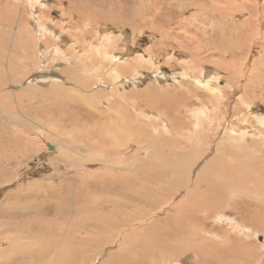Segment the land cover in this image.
I'll return each instance as SVG.
<instances>
[{"label": "rangeland", "instance_id": "1", "mask_svg": "<svg viewBox=\"0 0 264 264\" xmlns=\"http://www.w3.org/2000/svg\"><path fill=\"white\" fill-rule=\"evenodd\" d=\"M151 1H152L151 4H153V2H155L156 0H151ZM227 1L170 0L168 4L164 0H159L158 3L168 4L171 6V10L167 12L166 8L160 9V7L158 6L150 7L147 0H17V2L16 0H0V30L5 31V29H2V27H4L10 31V32H6L10 36L9 38L6 39L7 41L5 40L6 34L4 36L0 35V51L5 50L7 55L9 53V56L15 55V57H18V59L20 58V61L24 63V67L27 68L28 70L27 72H30L29 75H13V76L8 75L7 71L9 70L7 64L5 62L0 61V88L2 87L3 88L2 90L4 92L10 94L7 100L12 99V104H10V106L0 104V132L7 134L6 129L8 127H12V125L7 122L9 120L6 119V114H10L11 119H15V121L18 120V122L22 125H24L25 123L24 121L30 122L33 125V127L30 126L29 128V126L27 127L25 125L24 126L27 128L28 133L30 134L31 132V136H33L36 139L33 146V149L35 148L36 151L30 150L29 146L26 147V150L22 151L18 156V158L21 160H18L17 164L14 162L4 164V168H6L5 171L7 170L9 171L8 175L5 176V173L0 174V204L3 202L6 194L14 190L16 194H18V196L12 197L10 202L17 206H21L19 205L21 203L22 205H25L28 208V210L24 213L19 214L17 211L18 214L15 213L8 215L9 219L12 216V220H18V221L20 220L22 223L21 225L19 224V226L21 227L18 226V228L7 230V232L3 235L0 234L1 249L10 250L13 254L16 255L21 254V252L24 253L20 259V263L23 264L31 260L32 254L29 253L28 250H31L33 247H45L44 256L49 255V258H52V260H50L52 264H59V262L56 259H54L56 253H54L53 251L60 252L62 248L65 247H67L72 251H74L75 249L78 250L79 247L82 248V246L78 244V241L79 239H82L85 235H88L89 233L97 234V232L99 231L108 232V233L110 232V230L103 229L101 227L97 228L96 223L93 222L95 221V214L98 215L99 213V215L101 216L103 215L102 217H107L109 219H113L112 217L110 218L109 216L112 213L114 214V217L117 218L120 217V215L122 217V216H126V214L129 215V214H133L132 212L134 213L137 212L136 218L138 219L146 213L155 214V212H158L159 215H162V217H168V215H170V210L168 209L167 205L162 204L165 201H167L169 197H171V191L168 190L170 193L166 191L168 187L167 184L171 185L174 183L172 177L173 175L176 174V171L168 168L170 167L169 165L170 155H168V147L170 146V143L175 142L179 155L180 156L183 155V157L187 159L186 162H189L188 158L190 157L189 151L191 149V146L188 144V142H192L202 147V143H198V142L206 134L203 133L204 129L206 130L207 127L211 126V128H208V130H211L208 132V135L212 137V135H217L216 126H220V124L223 123V120L213 123L210 119L209 121H205L203 119L204 124L202 126L203 129L201 130V129H193L192 127H194V125L191 127L187 125H183L182 120L185 117H180L177 119V121L174 122L171 121L173 120L172 118H175L173 116L172 108H175L180 105L179 100L180 98L184 97L183 94L185 93V92L177 93V91L180 88H183L189 94V98L192 101H194L198 98V95L194 94V89L196 88L199 89L203 88L211 96L214 95V91H215L214 87L215 88L218 87L220 90L226 88V92L228 93V98L225 101L223 100L220 101V103L216 106L220 105L221 110L223 111L224 109L225 113L229 114L230 117L232 113L231 112L229 113V111L225 109L227 108L226 105L230 106V108L232 109L233 106L242 97L245 96V93L249 91V86L246 85V81L241 79L242 76L248 73V78L250 77V75H260L261 78H264V20H263L264 18H262L261 15L259 16L260 12L262 13V15H264V0H232V1L227 0ZM231 2L232 3L234 2L236 6H238L239 4V6L236 7L232 5ZM83 4H87V5L90 4L92 6L91 9H88V11H90L91 13V14L89 13V15L92 16L88 15L87 19L82 17L83 11L81 10V8L83 7L81 5ZM137 6L140 7V10H138ZM196 6L198 7V13L197 15L195 16L193 15V17H191V14L192 12H194V9L189 7H196ZM95 7L96 8L102 7L101 8L102 11L105 10L109 11L111 9L110 13H112L114 18L117 17L119 20H121L122 27L119 28V25L111 24L112 22L109 21L106 22L103 19L104 17L102 16H100L101 18H99V23L96 24L93 23L92 17L94 15ZM134 8L136 9V11H140V12L143 10V13H146L147 10L148 13L146 15H143L140 20H137L136 18V22H129L127 17L120 18L121 15L131 16V13L129 12H131ZM172 8L176 11V13L172 11ZM240 8H242V10ZM251 8L255 9L253 11V14L250 10ZM235 11L237 13L235 14L236 20L234 22L236 23V26L238 28V30L235 32L240 33V35L237 37L238 40H236V37L232 35V31H229L231 26L230 14L235 13ZM257 11H259V14L256 13ZM80 14L81 16H79ZM80 17H82V19H80ZM162 19H164L163 22ZM195 20H197V22L194 23L196 25L194 27L192 26L191 22ZM243 21H247L249 23L253 22L255 23V26L254 27L250 26L246 30L245 28L240 27L238 25ZM51 22H53L54 24ZM184 22L186 23L185 25ZM69 26L74 28L72 30L73 32H75V35L76 34H78V36L83 35L80 38L81 43L78 42L79 46L77 45L76 42H73L70 45L73 46L75 49V52L73 53V57L77 58V62L79 61L82 64L87 63L86 67H88V70L87 68H85V70L82 72V76L84 75L112 76L111 81L109 83L107 81H103L102 83H99L95 87L87 89L82 93L89 94V96H92L91 94L97 91L99 93L102 102L106 100L108 103H111V107L109 109H115L116 102L130 103V107L136 109V129H137L136 140H134L135 136L132 131L134 124L129 123L130 126V128H128L129 138L128 139L126 138L124 141L125 144L124 149H127L128 148L127 146H129L131 149L136 148L135 149L136 153L132 152L131 154H127L126 159L125 160L123 159L124 162L123 164L125 166V169L124 167L121 168H123L126 172L124 171V175L122 176L121 174L115 175V173H113L114 175H112V173L111 175L110 173H108L107 176L105 175V173L104 174L97 173L96 175H93L94 176L93 177V176H89V173H86L84 175L81 172H77L71 169V164L74 162L76 156L78 157L80 156L81 159L82 155L84 154L83 152H81V153L73 154L72 163H70L67 166L63 164V168L61 171L62 172L65 171V173L61 175L62 178L58 176L59 181H57V183H55L56 181L54 180H51L49 182L43 180L44 178L48 177L50 174L51 175L54 174L51 173L52 165L50 164V160L51 157H53V155L59 151V148L56 147V145L60 141V138L56 137L50 141L47 140V138H45L46 136L45 137L43 136L41 137L42 139H39L37 138L38 137L37 133L41 134V132L42 133L47 132V131L45 132L46 130L45 128H42L44 123L49 125L47 130L49 129L50 126L58 125L55 121L54 124H52L53 123L52 120H54L57 116L60 115V112L58 111L59 108L56 109V116H54L50 121L46 122V120L44 119V117L46 116H44V114L39 111V107L36 105V102H30V103L27 102L26 104H18L15 98V93H19L27 87L31 89H27L24 91H28V90L30 91L35 88L36 92L38 93L45 82L43 80V77L50 79H52L53 77V80L59 81L64 86L72 87L71 86L72 84L65 82L64 77L60 74L61 69H65V67H68L69 65L71 66V62H68V58L64 59V62L61 63L62 66H58L57 68L54 67L53 65H59V60L57 61L50 60V58L53 59V57H57L60 55L67 56L69 58H71L72 56L70 57L67 53L64 52L67 50V48L65 45L63 46L61 45V41L54 42L47 37V36H51L48 35L49 32L54 31L55 34H59L58 33L59 28L63 30L62 29L63 27L70 28ZM47 28L50 29L51 31H49ZM44 30H46L47 33H45ZM21 32L24 33L21 35ZM35 33L36 36L47 34L46 36L39 37L43 42L47 44L40 43L38 40H36V36L34 35ZM217 33H218V37H220L218 38L219 41L213 42V40L215 39V35ZM206 36H208V39ZM66 39L68 41V39L72 40L74 38L66 37ZM9 40L11 42V47H7L6 45ZM13 40H15V42H17L18 40L16 46H14ZM192 40H194L195 42L194 41L192 42ZM201 40L204 43H201ZM209 41H212L211 45L208 44ZM183 43L186 47L182 46ZM193 44H195V47L198 49L197 51L193 49L194 48ZM232 44L236 47V49H239L240 52L237 56H239V58H242V61L236 63L235 65L233 62L229 70L230 71L236 70V72L238 73L230 74L231 78L227 79L228 76L224 75L221 71H219V73L216 74L213 71L216 72L217 67L221 66L219 65L220 63L226 65L227 62L224 60H229L228 62L231 63L232 59L230 55H227V53H225V50H229V48H233ZM18 46H20V48ZM180 46H182V48ZM226 46H228V48ZM44 48L49 49V51L44 50ZM18 49L20 51L16 52V50ZM209 51L211 52L209 53ZM185 52H188L189 58H191L193 55H195L196 57L200 56L201 58H203L201 59L200 67L205 69L207 68V70H204V72L207 74L202 75L201 73L200 74L201 76H199L198 78H194L193 74L191 75L184 74V70L182 69V67L189 66V61H190L189 58H187V56L185 55ZM73 57L71 59H73ZM215 59H217V61ZM124 66L131 67L132 71L130 72ZM190 71H192V69H190ZM156 73L158 74L164 73L165 79L162 82H158V80L153 78V76L156 75ZM51 74H55V75H51ZM117 76H123V77L117 78ZM12 77H13V82L11 83ZM251 79H252L251 85L256 86V88L254 87L255 90L257 89L258 86L261 85L260 83L264 84V79L258 80V84L254 81L252 77ZM204 81L210 84L211 89L205 86V84L207 83L204 84L203 83ZM219 82H220V86H217ZM224 82L225 84H223ZM149 84H151L150 86L154 85L156 88H159L161 86L163 89H168L167 90L168 93H166L167 97L165 95L159 96L160 95L159 93L152 92ZM156 84L160 86H157ZM107 85H109L110 87ZM148 86L150 88L146 89ZM110 88H111V93L113 94V98H110L102 91V90H106V92H109ZM71 90L73 91L76 89L72 87ZM146 90H150L152 93L145 92ZM49 96L53 97L52 94H50ZM146 96L147 98H145ZM259 96L262 97V93L261 95L259 94L258 97ZM255 98H256L255 101L251 100L253 103H249V102L247 103L249 106L243 103L244 98H242V102L239 101L238 103L239 106L241 107V110L244 113L243 115L244 118L250 119L249 127L250 128L259 127V129H264V122H259V121H264V104L262 103V101L258 100L259 98L258 99L257 97ZM34 104L36 105L35 116H34L35 123H33L30 120V117L32 115L31 113L32 105ZM153 105L155 108L153 107ZM19 106H21L25 110L20 111ZM185 106L188 107L189 105H185ZM74 108L75 107H71L70 110H73ZM77 111L80 112V109H77ZM14 112L16 114H14ZM234 114H236L235 109H234ZM199 115L201 116V113H199ZM15 116L20 118V120ZM148 116H151L152 118ZM143 117L146 118L144 119ZM186 118H191L190 124H194L195 119H198L200 117L194 114L192 115L187 114ZM69 119L71 122H76L78 118L76 116H71ZM148 123L152 124L153 127L151 128V126L148 125ZM233 123H236V121H234ZM165 126H167L168 128H166ZM148 127L151 128L152 131L150 130V132L152 133V135L154 133L155 136H150V135L148 137L146 136L149 130ZM179 128L184 129L185 131H181ZM159 129H161V131H159ZM218 129H221V126L218 127ZM86 132L87 131L85 130L83 131L79 129L78 136L77 138L74 139L75 143L85 144V145L88 144L89 139L87 138L88 137L91 138L92 132L89 131L87 134ZM263 134L264 133H262V135ZM138 135L139 137H137ZM220 135H222L221 132ZM178 136L181 137L179 138ZM245 136H247L246 138H253L252 130H247ZM155 137H158L160 139L159 141H157L158 143L155 142ZM211 139H212L211 145L212 148L214 149V153L219 152L220 148L215 145L216 142L214 140L217 139L218 141H220L221 139H218L217 137L216 138L212 137ZM8 140L9 138L7 140L3 139L4 145L6 146L7 149H9L8 145H10L9 143H7ZM147 140L149 141L147 142ZM22 142L24 141H21V143L17 145L12 139V144L15 146L14 150L16 151V153L18 152V147L19 146L21 147L23 145ZM134 142L136 143V147ZM39 143L40 145H44V147L36 148ZM262 149L263 152L261 151V153L251 152L254 155V158L252 156L248 158V155H245V153L240 156L241 161H244L248 158V160L251 159L254 160L253 162L256 161L257 163H255L253 169H245L241 171L243 175L237 178L238 182H233L236 183V185L239 188L234 187V184H232L231 186V180L227 182L226 181L221 182L223 188L229 187L231 189V192L233 189L236 191V193H232V196L235 198H231V200H232V204L239 205V206H235V205L233 206L237 208L236 210L240 212V215L235 216L234 214L228 215L226 213L225 215L226 218L218 217L219 214H221L222 212L224 211L229 212L231 210L227 205H223L219 209L220 212L218 213L217 218L214 215L216 212H214L213 210L210 213L205 214L208 221L206 220L204 230L200 229L202 230L201 231L202 235L209 238H213L215 236L213 239L216 242L212 241L213 246L219 244L217 245V247H220L221 245L223 251L225 252L217 251L218 257L212 258V256L205 251V248L208 245L204 244L202 246L203 252L201 250L200 245L198 244L194 246V249L197 250L198 252H193L186 249L185 244L188 243L190 247L192 246V241H193L192 236L191 235L188 236L189 234L188 232L191 230V226L189 225L190 230L189 231L185 230V232H187L186 238L178 237L173 239L177 247L182 249L181 252H183V256L180 259L184 261L183 264H186V262L187 263L189 262L188 264H197V263L215 264L217 262H222L223 260H226L228 264L229 262L230 264H259L258 262L261 259V257L262 258L264 257V209H263L264 208V162H263L264 147H262ZM209 150L210 148L208 147L206 152H208ZM148 154L154 155L157 160L155 161L151 160L150 157L148 158L147 156ZM97 155L105 156L107 154L102 152V149H100V152H98ZM167 155L169 157H167ZM212 155L213 152H210V154L203 156L201 159L197 160L195 166H190V171L191 172L202 171V166L206 165L207 161L210 160V157H212ZM117 157L118 156L115 155L107 156L106 160L115 161ZM75 161L77 162V159ZM100 162L101 161H97L95 163L89 164L88 168L96 169L99 166ZM132 163L133 165H131ZM148 163L150 166L148 165ZM158 163L161 165H158ZM216 163L218 164V162ZM150 167H152L153 169ZM157 172L160 174H158ZM70 173L72 175H70ZM163 173L165 174L163 175ZM127 174L128 176L126 178ZM133 174H136L135 175L136 192L142 189L143 193H145L146 196L152 197V203H149V201H142V200L141 201L139 200L138 202V199H136L137 201H134L131 198H126L125 201L124 198L120 196L121 194L118 192H115L117 195L114 192L113 194H110L112 189H109L110 182L108 180H110L112 177L119 178L120 182L118 183L119 185H117V188L120 192V190L125 185H127L126 183H128L127 182L128 178L132 177ZM148 174L151 176L149 177ZM234 174H235L234 176L237 177L239 172ZM81 176L85 177V179L87 180L86 188L89 190L91 189L90 191L92 192V194L93 195L95 194L94 195V197L96 198V199L94 198L95 202L98 199L102 198L101 201H103V204L101 207L102 210L100 209V212L93 213L92 218H90L87 214L82 212L80 215L76 217L79 218V220H77L76 218L74 219L73 209L75 208V206H78L79 204L77 203L78 200L76 201V198H78L77 191H78V186L80 184L79 178ZM8 179L12 181L10 183L8 182L7 184L6 183L2 184L4 181H8ZM181 179L182 177L180 175L178 177V180L180 181ZM37 180L40 181L38 182ZM160 180H162V182L164 180V182L162 183L160 182ZM157 181L160 182L159 183L160 185L157 183ZM144 182L146 185L142 184ZM36 184L44 187H40V188L39 186L36 187L37 186ZM28 185H30V187ZM32 185L34 188H32ZM52 185L57 186L58 189L60 188L59 191L53 192L51 190ZM102 186H104L105 188ZM203 187H201L200 190L196 192L195 194L196 196H199L201 194ZM162 188L163 189L166 188L164 189L165 191ZM35 189H41L39 191H42L43 193L41 192L40 195V192L38 190L35 191ZM58 189L55 188V190ZM31 191L34 192L35 195L34 198L36 200L33 198V196L24 195V193L26 194L27 192L29 194L32 193ZM182 193H183L182 191L179 192L178 198L183 195ZM103 194H105L107 197ZM216 194L218 196L220 195V193H217V191L205 192L202 204L205 206L213 205L214 202H217L214 200H217V198H219L217 197L215 199ZM224 194L226 198L231 195V193L228 191H225ZM196 196L192 198L195 200ZM239 196L245 197L246 199L238 198ZM103 198H105V200ZM118 199L119 201L120 200L122 201L119 202ZM187 200L188 199L185 197L181 199V203L185 204L190 202ZM114 201L115 204L117 202L119 203V205L118 203L116 205H118V207L120 206V208H118L114 204ZM243 201L247 202L248 205H245ZM107 203H108V207L111 210L108 207H105ZM56 206H58L59 209L55 210ZM112 206H114L115 208ZM160 206L163 207V211L159 210L161 208ZM30 207L33 208L30 209ZM122 207H124L125 209ZM41 208H46V209H41ZM37 209H39V215H37V211H36ZM49 209L52 210L50 211ZM114 209L117 210L115 211ZM189 209H182L177 211L178 213L179 212L182 213V214L179 213V216L180 217L182 216L181 218L178 217L179 220L181 219L180 221H188V218L192 215L193 216L200 215V217L204 215L199 211L192 214V212H188ZM44 211L48 212V214L44 213ZM127 211L130 213H128ZM185 213H187L186 216ZM244 213H247L248 215ZM65 214L66 217H63V215ZM99 215L96 216V218L101 217ZM35 217L36 219H31L32 221L30 222L38 223L39 226H41L39 229L40 231H42V233H40L39 229L36 230L37 228H35L32 232L30 231V233L25 232V234H22L21 231L24 232L25 230L24 226L26 224L27 225L30 224L29 221H24V220L27 218H35ZM145 217L147 218V215H145ZM82 218H84L86 222ZM6 220L7 219L2 216L0 218V226H2L3 221ZM81 220L84 221L82 222L83 224H81ZM154 221L156 222L154 223ZM154 221L148 224L142 223L136 225V231L138 232V234L140 236L144 234L147 235L149 233L151 234L153 229L152 225L157 224L159 228H162L164 226L163 224H165V223H161L162 221L159 220V218ZM236 221H239L240 223L242 221H245V223H247L245 225L247 229L249 228L255 230V228H258L257 226L260 227V224L263 226V228L262 229L260 228V231L256 229L255 233L252 231L247 232L243 230L244 225H241L242 223L238 224V222ZM136 223H140V222H136ZM61 225L63 228L61 227ZM22 227L24 229H22ZM44 227L46 229H44ZM59 227H61L62 229ZM58 228L59 231L54 230ZM90 228H92V230H90ZM115 228L117 227H114L113 229ZM209 228H210V234L207 232V229ZM88 229L90 230V232ZM154 234L156 233L154 232ZM162 237H163L162 234H156L150 239L146 238V240L150 242L151 246L148 249H145L141 252H136V264H140L139 262H142L144 260L150 262L152 257L159 258V254L165 252L163 246L161 248H156L154 245V243L155 244L157 243L156 239L157 238L161 239ZM66 238H69L70 240L67 239V241L64 242ZM224 238L226 239L225 241L222 240ZM10 239L12 240L11 242H9ZM176 239L178 241H176ZM241 241L243 243V247L240 249L238 244L241 243ZM169 243H171V240H169ZM105 247H103V249L101 250L102 251L100 252L101 254L100 253L96 254L95 248H90V247L84 248L85 250L89 251L88 252L89 254H95V257L93 258V260L95 261L91 264H100L103 260H105L108 257L110 252L116 250L117 248V246L114 245L113 243H111V245L107 244ZM92 249L94 252H92ZM176 252H178V249H176ZM146 255L150 256V258L146 259L145 258ZM256 255L259 256L257 257V260L254 259ZM39 261L40 264H45V260H39ZM168 263L172 264L171 261H169Z\"/></svg>", "mask_w": 264, "mask_h": 264}, {"label": "bare ground", "instance_id": "2", "mask_svg": "<svg viewBox=\"0 0 264 264\" xmlns=\"http://www.w3.org/2000/svg\"><path fill=\"white\" fill-rule=\"evenodd\" d=\"M158 1L159 0H156L155 2H153V4H151L152 1L151 0H147V2L149 3L150 7L158 6V7H160V9H165L166 8L167 12H169L171 10V6L168 5L170 0H164L168 4H161V3H158ZM225 1H227V0H225ZM16 2H17V0H16ZM233 3H232V5L236 6L235 3L234 4ZM242 3H243V1H242ZM104 4H105V2H104ZM81 6L83 7V8H81V10L83 11L82 17L87 19L88 15L90 13V11H88V9H91L92 6L90 4L89 5L83 4ZM226 6H225V8H226ZM238 6H239V4H238ZM238 6H236V7H238ZM137 7H138V10H140V7L139 6H137ZM240 7H242V6H240ZM101 8L100 7H97V8L95 7L94 15L92 17L93 23H95V24L99 23V18H101L100 16H102V17H104L103 19L106 22L109 21V22H112L111 24L119 25V28L122 27L121 20H119L117 17L114 18L112 13H110L111 9L109 11H106V10L102 11ZM189 8H193L194 9V12H192L191 17H193V15L194 16L197 15V13H198V7L197 6L196 7H189ZM240 9L242 10V8H240ZM250 10H251V12L253 14V11L255 9L251 8ZM250 10H248V11H250ZM172 11H174L176 13V11L173 8H172ZM245 12H246V10H245ZM129 13H131V16L130 15H126V16L121 15V17L120 16H118V17H120V18L127 17L129 22H136V18H137V20H140L143 15H146L148 13V11L146 10V13H143V10L140 12V11H136V9L134 8ZM236 13L237 12L235 11V13L230 14L231 15V18H230L231 26H230L229 31H232V35L234 37H236V40H238L237 37L240 35V33L235 32V31L238 30V28L236 26V23L234 22L236 20L235 19V14ZM256 13L259 14V11H257ZM260 15H261L262 18H264V15H262L261 12H260L259 16ZM79 16H81V14ZM89 16H92V15H89ZM82 17H80V19H82ZM248 17H250V16H248ZM103 19H101V20H103ZM163 20L164 19H162V22H163ZM196 22H197V20L191 22L192 26L195 27L196 25L194 23H196ZM51 23H53V22H51ZM241 23L238 24V25L240 27L245 28L246 30L250 26L251 27L255 26V23H253V22L249 23L247 21H243ZM185 24L186 23L184 22V25ZM69 27L70 28L63 27L62 28L63 30H61L59 28V32H58L59 34H55L54 31H51L50 29L47 28L49 31H51L48 34V35H51V36H47V37L50 40L54 41V42L61 41V45L62 46L65 45L66 48H67V50L64 51V52L67 53L70 57L71 56L73 57V53L75 52V49H74L73 46H70V45H71V43L76 42L77 45L79 46L78 42L81 43V39L80 38L83 35H81V36H78V34L75 35V32H73V30H72L74 28L71 27V26H69ZM2 29H5V31L0 30V35L4 36L6 34V36H5V40H6L7 38L10 37L9 34H7L6 32H10V31L7 28H4V27H2ZM44 32L47 33L46 30H44ZM23 33L21 32V35ZM214 33H215V31H214ZM243 34H246V33H243ZM34 35L36 36V33ZM46 35L47 34H42V35L36 36V40H38L40 43L47 44V43L43 42L39 38L40 36H46ZM216 35H215V39L213 40V42H218L219 41L218 38H220V37H218V33ZM66 37L67 38H74V39H72V40L68 39V41H67ZM206 37L208 39V36H206ZM10 40L8 41L9 43L7 42V44H6L7 47H11ZM193 41L194 40H192V42ZM13 42H14L13 43L14 46H16L18 40H17V42H15V40H13ZM211 42L212 41H209V43L208 42L207 43L209 45H211L212 44ZM201 43H204V42H202V40H201ZM195 44H197V43H195ZM195 44H193L194 48H193V46H192V48L195 51H197L198 49L195 47ZM182 46H185L184 43L182 44ZM182 46H180V47L182 48ZM18 47L20 48V46H18ZM199 47H201V46H199ZM226 47L228 48V46H226ZM11 50H12V48H11ZM44 50L49 51V49H47V48H44ZM203 50H204V47H203ZM19 51H20L19 49L16 50V52H19ZM210 52L211 51H209V53ZM239 52H240L239 49H236V47L234 45H233V48H229V50H225V53H227V55H230V57H231V59L233 61L231 60V63H229L228 62L229 60H224V61L227 62L226 65H224L223 63H220L219 65H221L223 67L218 66L217 69H216V72L213 71V70L212 71L215 74L219 73V71H221L224 75L228 76L227 79H230L231 78L230 74H237L238 73V72H236V70L235 71H230L229 69L231 68L233 62H234V65H235L236 63H239L240 61H242V58H239V56H237L239 54ZM10 54H12V53H10ZM185 55L187 56V58H189L188 52H185ZM57 57H53V59L50 58V60H52V61L59 60V65H53L56 68L58 66H62L61 63H63L64 59H66V58H68V62H71V66L69 65L68 67H65V69H61L60 74L64 77L65 82H67L69 84H72L71 86L73 88H75L76 90L72 91L71 90L72 87L64 86L59 81L53 80V77H52V79L43 77V80L45 82H44V85H42V88H41V90L38 93L36 92L35 88L33 90H30V91L29 90L28 91H24V90H27V89H31L29 87L25 88L24 90H22L19 93H15V98H16V101H17L18 104H26L27 102L28 103L36 102V105L39 107V111L41 113H43L44 116H46V117H44L46 122L50 121L54 116H56V109L59 108L58 111L60 112V115L57 116L54 120H52L53 121L52 124H54V121H55L58 125L57 126H50L49 129L47 130L49 125H47L46 123H44V124L42 123L43 124L42 128H45L46 129L45 132L46 131L47 132L46 133H42L41 132V134L37 133V136H38L37 138H39V139H42L41 137H43V136L44 137L46 136L45 138H47V140H50V141L53 140L56 137L60 138V141L56 145V147L59 148V151L56 154H54L53 157H51V160H50V164L52 165V172L51 173L52 174L54 173V174L53 175L50 174L48 177L45 176L46 178H44L43 180L44 181H48V182L51 181V180H54V181H56L55 183H57V181H59L58 178L59 177L62 178L61 175L63 173H65V171L64 172L61 171L62 168H63V164L65 166L69 165L70 163H72L73 154L74 153H81V152H83L84 154L82 155L81 159H80V156L79 157L76 156L75 160L77 159V162L74 160V162L71 164V169H73V170H75L77 172H81L84 175L86 173H89V176L96 175L97 173H101V174L105 173L106 176L108 175V173H110V175H111V173H112V175H114L113 173H115V175L116 174H121V176L124 175L125 166L123 164L124 163L123 159L124 160L126 159L127 154H131L132 152L136 153V150H135L136 148L135 149H131L129 146H127L128 148L124 149V147H125L124 141H125L126 138L127 139L129 138V135H128V133H129L128 132L129 131L128 128H130L129 123L134 124L133 125L134 129L132 128V131H133V134L135 136L134 140H136V135H137L136 134L137 133L136 132V130H137L136 129V109H133L132 107H130V103H127V102H121V103L120 102H116L115 103V109H109L111 107V103H108L106 100L104 102H102L101 98L99 96V93L97 91L94 92L93 94H91L92 96H89V94L82 93V92L86 91L87 89L95 87L97 84L102 83L103 81H107L109 83L111 81L112 76L111 75H84V76H82V72L85 70V68H87V70H88V67H86L87 63L82 64L79 61L77 62V58H75V57H73V59H71L72 57L69 58V57L64 56V55H60V56H57ZM219 57H221V56H219ZM201 59H203V58H201L200 56L196 57L195 55H193L191 58H189V60H190L189 61V66L182 67V69L184 70V74H189V75L193 74L194 78H198L199 76H201L200 75L201 73H202V75L203 74L204 75L207 74V73L204 72V70H207V68L205 69V68H201L200 67ZM215 60L217 61V59H215ZM215 60H213V61H215ZM0 61L5 62L7 64L8 70H9V71H7L8 75L13 76V75H29L30 74V72H27L28 71L27 68L24 67V63L20 61V58L18 59V57H15V55H10L9 56V53L7 55L5 50L0 51ZM124 67L126 69H128L130 72L132 71L131 67H129V66H124ZM49 68H50V66H49ZM190 69H192L193 72L190 71ZM232 70H233V68H232ZM187 71H189V72H187ZM51 75H55V74H51ZM164 75H165L164 73H161V74L156 73V75H154L153 78L158 80V82H162L165 79ZM101 77H103L105 79H103ZM121 77H123V76H117V78H121ZM246 77H247V79H246ZM251 77L254 79V81L257 84H258V80H263L264 79V78H261L260 75H250V77L248 78V73H246L245 75L242 76L241 79L245 80L246 81V85L249 86V91L245 93L244 97H242V98H244L243 103H245V105H248L247 104L248 102L249 103H253L252 101H255V99H256L255 97H257V99L259 98L258 100L262 101V103L264 104V84L260 83L261 85L258 86L257 89L255 90L256 86H252L251 85V80H252ZM118 80H121V79H118ZM61 81H63V80H61ZM12 82H13V77L11 79V83ZM203 83L204 84L207 83V84H205V86L207 88L211 89L210 88V84H208V82L204 81ZM223 84H225V82ZM150 85L151 84H149V86ZM156 85L160 86L158 84H156ZM107 86H109V85H107ZM149 86L146 89H149L151 87L152 92L159 93L160 94L159 96L165 95L167 97L166 93H168V91H167L168 89H163L161 86L159 88H156L154 85H152L150 87ZM217 86H220V82L218 83ZM2 89L3 88L1 87L0 88V91H1L0 92V104H4L6 106H8V105L10 106V104H12V99H9L10 101L7 100L10 94H7ZM214 89H215V91H214V95L213 96L208 94L203 88L194 89V94L198 95V98L196 100H194V101H192L189 98V94L183 88H180L177 91V93H182V92H185V93L183 94L184 97L180 98V100H179V104L180 105L175 107V108H172L173 116L175 118H172L173 120H171V121L174 122V121H177V119L180 118V117H185L182 120V124L183 125H187V126H190V127L194 125V127H192L193 129H201V130L203 129L202 126L204 124V120L205 121H209V119H210L213 123L223 120V123L220 124L221 129H218V127H220V126H216L217 135H212L213 138L217 137L218 139H221L220 141H218L217 139L214 140L216 142L215 145L220 148V151L214 153V149L212 148V145H211L212 144V139H211L212 137L210 135H208V132L211 131V130H208V128H211V126H209V127L206 128V130L204 129L203 133H206V134L198 142V143H202V147H200L199 145H196V144H194L192 142H188V144L191 146V149L189 151L190 157L188 158L189 162H186L187 159H185V157H183V155H181V156L179 155V152H178V150L176 148L175 142H171L170 143L168 141L170 143V146L168 147V155H170V160L169 159L168 160H169L170 167H168V168H170L171 170L176 171V174L173 175V177H172V180L174 181V183L171 184V185L167 184V186H168V187L166 186L167 189L164 188V189H166L167 192L171 191V197H169L167 199V201H165L162 204H166L167 205L168 209L170 210V215H168V217H162V215H159L158 212L154 211L155 214L154 213H146V214L142 215L138 219V218H136L137 212H135V213L132 212L133 214H129V215L126 214V216H122V217L120 215L121 218L120 217L115 218L114 214L112 213L109 216H110V218L112 217L113 219H109L107 217H102L103 215L101 216V215H99V213H98V215L101 216L102 218L101 217L96 218V216H98V215L95 214V221H93V222L96 223L97 228L101 227L103 229L110 230V232L109 233L108 232H101V231L98 230L99 232H97V234L96 233H93V234L89 233L88 235H85L82 239H79L80 238L79 237L78 238L79 239L78 244L80 246H82V248L79 247L78 250L75 249L74 251H72V250L68 249L67 247H65L67 249L62 248V250L60 252L53 251L54 253H56L54 259H56L59 262V264H68V263H70V264H91V263H93L95 261V260H93V258L95 257V254H89L88 253L89 251L85 250L84 248L85 247L95 248V253L99 254L100 252H102L101 250L103 249V247H105L107 244L111 245V243H113L114 245L117 246L116 250L110 252L108 257L105 260H103L100 264H136V252H141V251H143L145 249H148L151 245H150V242H148L146 240V238L150 239L151 237H153L156 234H162L163 237L161 239L157 238L156 239L157 243L156 244L154 243V245H155L156 248H161L163 246L164 249H165V252L160 253L159 254V258L152 257L150 262L147 261V260H144V261L139 262V263L140 264H170L168 262L171 261L172 264H183L184 261L180 259L183 256V252H181L182 249L177 247V245L174 243L173 239L174 238H178V237L186 238L187 232H185V230L186 231L190 230L189 229V225L191 226V230L188 232L189 233L188 236L191 235L192 238H193V241H192V246H190V247H189L188 243L185 244L186 249H188L189 251L198 252L197 250L194 249V246L198 244V245H200L201 250L203 252L202 246L204 244L208 245V246H206L205 251L207 253H209L212 256V258L218 257L217 251L218 252H225V251H223L221 245H220V247H217V245H219V244L213 246V242H216L213 239L215 236L213 238L206 237V236L202 235V233H201L202 230H200V229L204 230V226L206 224V220L208 221V219L206 218L205 214L210 213L213 210L214 212H216L214 215L217 218V215L220 212L219 209L223 205H227L229 207V209H231V210L229 212H227V211L222 212L221 214H219L218 217L226 218V216H225L226 213L228 215H231V214H234L235 216L240 215V212L236 210L237 208H235L233 206L235 204H232V200H231V198H235V197L232 196V193H236V191L233 189L232 192H231V189L229 187L223 188V185H222L221 182H223V181L227 182V181L231 180V186H232V184H234V187H238L236 185V183H233V182H238L237 178L240 177L241 175H243V173H241V171H243L245 169H253L254 168L255 163H257V162L256 161L253 162L254 160H251V159L248 160V158L250 156H252L254 158V155L252 153H261V151L263 150L262 147H264V134L262 135V133H264V129H259V127H256V128L255 127H253V128L249 127V125H250L249 124L250 123L249 120L250 119L244 118V116H243L244 113L241 110V107L239 106V103H238L239 101L242 102V98L233 106L232 109L230 108V106L226 105L227 108H225V109H227L229 111V113L230 112L232 113V115L229 117V114L225 113L224 109H223V111L221 110L220 105L216 106V105H218L220 103V101H222V100L225 101L228 98V93L226 92V88L225 89H221L222 91L218 87L217 88L214 87ZM102 91L107 96H109L110 98H113V94L111 93V88L109 89V92H106V90H102ZM145 92L150 93L151 91L150 90H146ZM256 93L258 95L259 94L261 95V93H262V97L261 96L258 97V95ZM50 94H52L53 97H50L49 96ZM145 95H146V93H145ZM140 96H141V94H140ZM147 96L145 98H147ZM144 100H146V99H144ZM148 100H149V98H148ZM140 103H142V102H140ZM36 105L35 104L32 105V110H31L32 115L30 117V120L33 123H35L34 116H35ZM185 105H189V106L186 107ZM71 107H75V108L73 110H70ZM153 107H154V105H153ZM19 109H20V111H24L25 110L21 106H19ZM77 109H80V112H78ZM234 109L236 111V114H234ZM4 110H5V108H4ZM199 113H201V116L199 115ZM14 114H16V113L14 112ZM187 114L198 115L200 118L195 119V123L194 124H190V119L191 118H186ZM71 116H76L78 118L77 121L76 122H71L70 119H69ZM158 116H159V114H158ZM15 117H17V116H15ZM148 117H151V116H148ZM6 119L9 120L7 122L10 123L12 125V127H8L6 129V133L7 134L0 132V174H4L5 173V176L8 175L9 171L8 170L5 171L6 168H4V164L10 163V162L11 163L14 162V163L17 164L18 160H21V159L18 158V156L20 155V153L22 151L26 150V147H28V146H29L30 150H35L36 151L35 148L33 149V146H34V143H35L36 139L33 136H31V132H30V134L28 133V130L26 128L27 126H29V128H30V126L33 127V125L30 122H28V121H24L25 122L24 125L26 126L25 127L24 125L20 124L18 122V120L15 121V119H11L10 114H6ZM18 119L20 120V118H18ZM152 121H154V120H152ZM234 121H236V123H233ZM259 122H264V121H259ZM148 125H150L151 128L153 127L152 124L148 123ZM85 127H87L88 129L85 128ZM165 127L168 128L167 126H165ZM179 127H180V125H179ZM151 128L148 127L149 130H148V132L146 134L147 137L149 135L150 136H155L154 133L152 135V133L150 132ZM79 129H81L83 131L84 130L87 131L86 134L89 131L92 132L91 138H89V137L87 138V139H89L88 144H86L87 146L85 144L75 143V141H74V139L77 138V136H78ZM180 130L181 131H185L184 129H180ZM247 130H252L253 138H246L247 136H245V135L247 133ZM159 131H161V129H159ZM220 132H221L222 135H220ZM164 133H166V132H164ZM193 133H195V132H193ZM46 134H48V135H46ZM169 134H170V132H169ZM257 136H258V138H257ZM137 137H139V135ZM8 138H9V140L7 141V143L10 144V145H8L9 149L6 148V146L4 145V142H3V139L7 140ZM12 139L17 145H19L21 143V141H24V142H22L23 145L21 147L20 146L18 147V152L17 153L14 150L15 146L12 144ZM159 140L160 139L158 137H155V142H157ZM148 141L149 140H147V142ZM163 141H165V140H163ZM53 143H54V141H53ZM39 147H44V145H40V143H39L36 148H39ZM135 147H136V143H135ZM208 147L210 148V150L208 152H206ZM100 149H102V152L106 153L107 155H105V156L104 155H102V156L97 155L98 152H100ZM211 150H213V151H211ZM11 152H13V153H11ZM210 152H213V155H212V157H210V160L207 161L206 165L202 166V171H200V172H196V171L191 172L190 171V166H195L197 160L201 159L203 156H206V155L210 154ZM244 153H245V155H248V158L246 160H244V161H241L240 156L242 154H244ZM112 155L113 156L114 155L118 156L115 159V161L106 160L107 156H112ZM144 155H145V153H144ZM168 155H167V157H169ZM147 156H148V158L150 157V159L153 160V161L157 160L154 155L148 154ZM23 157H25V156H23ZM145 160H148V159H145ZM97 161H101V162H100L99 166L96 169H89L88 168L89 164L95 163ZM216 162H218V164ZM131 165H133V163ZM148 165H149V163H148ZM158 165H161V164L158 163ZM15 166H17V165H15ZM121 167H124V169L121 168ZM66 168H68V167H66ZM150 168H152V167H150ZM67 170H69V169H67ZM135 170H136V168H135ZM119 171H122V172H119ZM237 172H239V174L236 177V176H234L235 175L234 173H237ZM151 173H152V171H151ZM158 174H160V173H158ZM164 174L165 173H163V175ZM70 175H72V174L70 173ZM135 175L136 174H133L132 177L128 178V180H127L128 183H126L127 185H125V186L123 185L124 187L123 188L121 187L122 189L120 190V192H119V190L117 188V185H119L118 183L120 182L119 178H115V177H112L111 179L109 178L110 179V180H108L110 182V185H109L110 188L109 189H112L110 194H113V192L114 193L118 192V193L121 194L120 196H122V198H124V200L126 198H131L134 201H137L136 199H138V202H139V200L140 201L142 200V201H149V203H152V197L146 196L145 193H143L142 189L139 190L138 192H136V178H135ZM180 175H181L182 179L179 181L178 177ZM127 176H128V174L126 175V178H127ZM150 176L151 175H149V177ZM153 177H154V175H153ZM77 178H79V177H77ZM151 179H152V177H151ZM163 179H165V178H163ZM79 180H80V184L78 186V191H77L78 198H76V201L78 200L77 203H79V204H78V206H75V208L73 209L74 219L78 215H80L82 212H84L90 218H92L93 213L100 212V209H101L102 204H103V201H101L102 198L98 199L95 202V199H96L94 197L95 194L93 195L92 192L90 191L91 189L89 190V189L86 188V181L87 180L85 179V177L81 176L79 178ZM157 180H159V179H157ZM11 181L12 180L8 179V181H4L2 184H5V183L7 184L8 182L10 183ZM27 182H26V184H27ZM160 182H162V180H160ZM160 182L157 181L158 184ZM163 182H164V180H163ZM69 184H71V183H69ZM103 184H105V183H103ZM142 184L146 185L145 182L142 183ZM33 185H34V183H33ZM33 185H32V188H34ZM54 185H52L53 189L51 188V190L53 192L59 191L60 188L58 189L57 186H54ZM28 186L30 187V185H28ZM38 186L39 185H37L36 187H38ZM40 187H44V186H39V188ZM102 187H104V186H102ZM201 187H203L202 188L203 192L201 191V194L199 196H196L195 195L196 192L198 190H200ZM55 188L58 189V190H55ZM36 190L39 191L41 189H35V191ZM157 191H158V189H157ZM157 191H156V193H157ZM181 191L183 192L182 193L183 195L178 198V194ZM207 191H215V192L217 191V193H220L219 196L216 194L215 199L217 197H219V198H217V200H214V201H217V202H214V204L211 205V206H205V205L202 204L204 193L207 192ZM225 191H228V192L231 193V195L228 196L227 198L225 197V194H224ZM31 192L32 193H30V194L28 192L26 194L24 193V195H30V196H33V198H34V196H35L34 192L33 191H31ZM39 192H40V195H41L42 191H39ZM161 193H163V192H161ZM105 194H103V195H105ZM16 196H18V194H16V192L14 190H12V191H10V192H8L6 194L3 202L0 204V218L3 216V217H5L7 219L6 221H3L2 226H0V234L1 235L5 234L7 232V230H12L14 228H18L19 224L21 225V223H22L20 220L19 221L18 220H12V216L9 219L8 215L15 214V213H17V211H18L19 214H21V213H24V212H26L28 210V208L25 205H22L21 203L19 205H21L22 207L21 206H17L15 204H12L10 202L11 198L12 197H16ZM37 196H38V194H37ZM194 196H196L195 200L192 198ZM185 197L188 199L187 201H190V202L185 203V204L181 203V199H183ZM238 198L246 199L245 197H241V196H239ZM103 199L105 200V198H103ZM52 201H53V199H52ZM118 201H119V199H118ZM120 201H122V200H120ZM112 202H113V200H112ZM177 202H179V203H177ZM243 203L245 205H248L247 202L243 201ZM114 204H115V201H114ZM123 204H124V202H123ZM118 205H119V203H118ZM118 205H116V206L118 207ZM230 205H231V207H230ZM235 206H239V205H235ZM105 207H108V203L105 205ZM112 207H114V206H112ZM32 208L33 207H30V209H32ZM118 208H120V206ZM122 208H124V207H122ZM39 209L36 210L37 211V215H39ZM41 209H46V208H41ZM56 209H59V207L56 206L55 210ZM182 209H189L188 212H192V214L197 212V211H199V212H201L204 215L201 216V217H200V215L199 216H196V215L193 216L192 215V216H190L188 218V221H180L181 219L179 220L178 217H180L179 213H181V212L178 213L177 211L182 210ZM114 210L116 211L117 209H114ZM159 210L163 211V207H161ZM248 211H249V209H248ZM44 213L48 214V212H45V211H44ZM128 213H130V212H128ZM247 213H244V214H247ZM53 214H55V213H53ZM186 214L187 213H185V216H186ZM145 215H147V218L145 217ZM36 217H38V216H36ZM36 217L35 218H27L24 221H29L30 222V221H32L31 219H36ZM63 217H66V214L63 215ZM158 218H159V220L162 221L161 223H165V224H163L164 226L162 228H159L157 226V224H155V225H152L153 229H152V233L151 234L149 232H148L149 234H147V235L144 234L142 236H140L138 234V232L136 231V225L142 224V223L143 224H148V223H150V222H152L154 220H157ZM41 219H39V220H41ZM76 219L79 220V218H76ZM82 219H84V218H82ZM48 220H50V219H48ZM82 222H84V221L81 220V224H83ZM85 222H86V220H85ZM93 222H91V223H93ZM136 222H140V223H136ZM155 222L156 221H154V223ZM236 222H238V224L242 223L241 225H244L243 226L244 227L243 230H245L247 232H251L252 231V232L255 233L256 229H258L260 231V228L261 229L263 228V226L260 224V227L256 225L258 228H255V230L254 229H249V228L247 229V227L245 226L247 223H245V221H242L241 223L239 221H236ZM253 223H254V221H253ZM78 224H80V223H78ZM19 227H21V226H19ZM40 227L41 226H39L38 223H33V222L31 223L30 222L29 225L26 224L24 226L25 230H24V232L21 231V233L22 234H25V232L30 233V231L32 232L35 228H37L36 230H38ZM50 227H51V225H50ZM61 227H62V225H61ZM61 227H59V228H61ZM114 227H117V228L113 229ZM24 228L22 227V229H24ZM59 228L58 229H54V230L55 231L56 230L59 231ZM44 229H46V228L44 227ZM90 230H92V228H90ZM90 230H89V232H90ZM39 231H40V229H39ZM47 231H48V229H47ZM154 232L156 234H154ZM207 232L210 234V228L207 229ZM40 233H42V231H40ZM29 236H30V234H29ZM210 236H213V235H210ZM67 239L70 240L69 238H66L64 240V242H66ZM169 240H171V243H169ZM222 240L225 241L226 239L224 238ZM11 241L12 240L10 239L9 242H11ZM176 241H178V240L176 239ZM128 243H129V245H128ZM238 245H239V247L241 249L243 247L242 241ZM44 248L45 247H33L31 250H28V252L32 254L31 255V260L26 262V263H23V264H38L40 262L39 260H45V264H52V262L50 261V260H52V258H49V255L44 256ZM176 249H178V252H176ZM92 252H94L93 249H92ZM23 254L24 253L21 252V254L16 255V254H13L10 250H4V249L0 248V264H21L20 263V259H21V256ZM28 255H30V254H28ZM257 257H259V256L256 255L255 258L254 257L253 258L255 260H257ZM145 258L148 259V258H150V256L146 255ZM41 263H42V261H41ZM188 263L186 262V264H188ZM258 263L259 264H264V257L263 258L261 257V259L259 260ZM215 264H228V263H227L226 260H223L222 262H217ZM229 264H230V262H229Z\"/></svg>", "mask_w": 264, "mask_h": 264}]
</instances>
